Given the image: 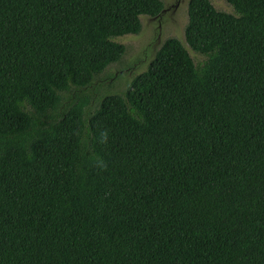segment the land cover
Masks as SVG:
<instances>
[{
	"label": "trees",
	"instance_id": "trees-1",
	"mask_svg": "<svg viewBox=\"0 0 264 264\" xmlns=\"http://www.w3.org/2000/svg\"><path fill=\"white\" fill-rule=\"evenodd\" d=\"M224 1L127 79L162 0H0V264H264V0Z\"/></svg>",
	"mask_w": 264,
	"mask_h": 264
},
{
	"label": "rangeland",
	"instance_id": "rangeland-1",
	"mask_svg": "<svg viewBox=\"0 0 264 264\" xmlns=\"http://www.w3.org/2000/svg\"><path fill=\"white\" fill-rule=\"evenodd\" d=\"M187 0H162L165 11L158 18L147 15H140L141 30L138 34L123 36L118 38L119 42L128 47L127 61L130 65L125 69L126 78L130 79L131 74L140 72L145 68L146 63L151 59L155 49L166 36H175L182 41V34L185 25ZM216 8L225 12L233 13L232 7L224 0H210ZM175 3L176 6H175ZM185 9L183 12L182 9ZM181 11V13H180ZM160 31V33H158ZM158 33V34H157ZM200 59V57H199ZM115 68L111 69L114 72ZM112 78L106 82H112Z\"/></svg>",
	"mask_w": 264,
	"mask_h": 264
},
{
	"label": "water",
	"instance_id": "water-1",
	"mask_svg": "<svg viewBox=\"0 0 264 264\" xmlns=\"http://www.w3.org/2000/svg\"><path fill=\"white\" fill-rule=\"evenodd\" d=\"M177 3H175V6H176ZM165 11V8H163L156 16H153L154 18H158L160 17V15ZM158 33H160V31H158ZM157 33V34H158Z\"/></svg>",
	"mask_w": 264,
	"mask_h": 264
}]
</instances>
